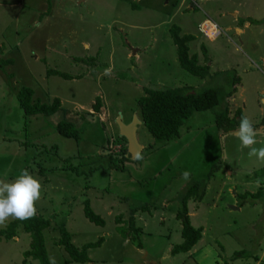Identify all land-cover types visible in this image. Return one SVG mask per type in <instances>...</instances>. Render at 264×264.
Masks as SVG:
<instances>
[{
	"label": "rangeland",
	"instance_id": "374dc122",
	"mask_svg": "<svg viewBox=\"0 0 264 264\" xmlns=\"http://www.w3.org/2000/svg\"><path fill=\"white\" fill-rule=\"evenodd\" d=\"M243 16L264 19V0H0V180L11 182L22 169L40 180L35 207L51 224L44 232L48 260L75 264L58 245L64 228L78 249L103 239L87 251L89 264H264V187L255 185L258 178L264 185V164L234 135L217 129L223 106L194 113L179 137L165 143L149 135L138 109L144 89H217L226 95L238 78L229 112L243 103L237 104L242 116L260 124L264 24L239 33ZM205 19L219 28L214 40L199 31ZM172 26L194 37L189 53L209 67L210 79L181 69ZM22 87L33 91V102L58 99L59 110L25 119L17 99ZM96 99L98 113L92 109ZM134 117L141 123L136 140L142 151L121 162L117 121L129 125ZM60 122L71 123L79 139L56 133ZM256 139L253 147H264L263 138ZM108 156L117 157L116 169L109 168ZM195 184L199 198L192 194L187 211L202 237L190 252L173 255L182 243L176 214ZM245 193L258 195L237 198ZM86 200L103 227L84 218ZM140 206L147 209L131 214ZM130 216L138 232L130 231ZM29 241L21 230L12 241L0 240V264H37L23 261ZM241 251L244 256L231 258Z\"/></svg>",
	"mask_w": 264,
	"mask_h": 264
},
{
	"label": "trees",
	"instance_id": "16d2710c",
	"mask_svg": "<svg viewBox=\"0 0 264 264\" xmlns=\"http://www.w3.org/2000/svg\"><path fill=\"white\" fill-rule=\"evenodd\" d=\"M49 2L50 0H47L48 4ZM248 21L251 24L264 23L251 19H248ZM180 31L181 30L175 26H172L169 30L172 43L176 48L179 66L189 75L201 79H210L209 67L200 66L196 55H190L189 53L188 45L194 41V37L191 35L181 36ZM202 51L205 56V49H202ZM205 61H207L206 58ZM92 62V60L89 61V63ZM0 64L3 63L1 62ZM6 64H12V62L8 61ZM47 75L58 76L64 80H72L74 78L80 79V77L72 78L71 76L56 71H48ZM237 84H240V79L238 78L232 81V90L226 95L220 94L217 89H206L199 93H194L193 89L187 87L160 90L144 89V97L138 100V109L142 124L155 141L165 143L179 137V131L183 122L190 119L194 113L206 112L216 106L222 105L223 113H220L215 118L216 127L224 135L233 133L238 128L241 117H243L240 112L241 110H237L233 114L229 112V99L236 93L234 87ZM32 97L33 91L25 87H22L17 95L18 103L23 110L25 119L33 115L51 116L60 108V101L58 99H54L49 105H43L39 102H33ZM99 108L100 101L96 99L92 109L98 113ZM261 124H264V117ZM55 131L65 139L74 141L79 139V133L71 123L60 122L56 125ZM116 143L123 145L120 153L123 158H121L120 161L128 160L129 158L126 156V140L118 136ZM108 158L110 160L109 168L112 167L116 169L119 166L117 165V157L108 156ZM199 188L200 185L198 184L192 185L187 188L182 196L181 208L176 214V219L181 223L180 235L182 243L171 249V254L173 255L190 252L202 237V228H194L191 226L187 211V202L191 199L192 194L199 198V196H197ZM257 195L258 193L254 195L245 193L244 195H237V198L240 200V197L245 199L246 196ZM142 209L147 208L145 206H140L139 208L133 209L131 214ZM83 215L90 224L97 227L104 226V221L92 211L87 200L83 202ZM128 224L131 229L130 231L138 232L139 229L134 227L132 216L129 217ZM50 228V221L38 214L24 221L14 219L10 221L5 228L0 229V240L6 242L12 241L17 237V231L21 230L30 240L28 250L23 253V261L30 260L37 264H49L45 248L44 232L46 230L49 231ZM58 232V245L66 253L68 259L75 264H89L91 261L87 251L95 249L103 243V239H98L96 242L85 244L78 249L71 243L70 236L64 228H60ZM244 253L243 251L234 253L231 258L233 260L238 259L244 256ZM254 258L256 259V256Z\"/></svg>",
	"mask_w": 264,
	"mask_h": 264
},
{
	"label": "clouds",
	"instance_id": "9594fccd",
	"mask_svg": "<svg viewBox=\"0 0 264 264\" xmlns=\"http://www.w3.org/2000/svg\"><path fill=\"white\" fill-rule=\"evenodd\" d=\"M234 135L240 141L241 149H249L248 155L256 157L264 164V147H253L257 143L258 130L253 127L248 117H241ZM182 178L188 180L190 173L184 171ZM255 184L257 187L260 186L259 178ZM41 187L40 180L27 169H22L19 176L11 182L0 180V227L6 226L10 218L24 221L34 217L36 202L41 197ZM49 264H56L55 257H49Z\"/></svg>",
	"mask_w": 264,
	"mask_h": 264
},
{
	"label": "crops",
	"instance_id": "0c3cea01",
	"mask_svg": "<svg viewBox=\"0 0 264 264\" xmlns=\"http://www.w3.org/2000/svg\"><path fill=\"white\" fill-rule=\"evenodd\" d=\"M243 24H242V28H240V29H235V31H238L239 33L241 32V33H243L244 32V30H246V31H248L249 30V25L251 26V25H260V24H264V23H258V24H251L249 21H248V17H244L243 16ZM262 20H264V19H262ZM262 20H259L260 22H264V21H262ZM245 57L248 59V61L249 62H251V64H254V66H256V64L255 63H253V62H255L253 59H251L248 55H245ZM252 60V61H251ZM259 63H261V64H264V59H262V58H260L259 59ZM248 70H250V72H252L251 71V67L250 68H248ZM240 83H241V80H240ZM240 85V84H239ZM257 90H258V93L256 94L257 95V97H258V101H259V111L260 112H258V114H259V118H260V121L262 122V119H263V117H264V86H260L259 88H257ZM261 92V93H260ZM261 94V95H260ZM260 95V96H259ZM234 96V95H233ZM232 96V97H233ZM231 97V98H232ZM240 99H241V96L239 95L238 96ZM234 98H232V103H233V100ZM239 106H242V104L241 103H237ZM235 105V112L237 111V110H241V108H238V105ZM242 111V110H241ZM231 114H233L232 112H230ZM243 115V114H242ZM255 129H257L258 130V135L257 136H259L260 138H263V142L262 143H264V124H258V125H256V126H253ZM221 133V132H220ZM234 133L235 132H233V133H229V134H222L223 136H227V135H234ZM235 136V135H234ZM235 138H236V136H235ZM237 139V138H236ZM238 140V139H237ZM263 183H261L260 184V186L258 187V189H260V188H262V187H264V185H262ZM256 185V184H255ZM235 194V193H234ZM238 211H239V209H238ZM258 262H261L260 261V259L258 260Z\"/></svg>",
	"mask_w": 264,
	"mask_h": 264
},
{
	"label": "water",
	"instance_id": "95a60500",
	"mask_svg": "<svg viewBox=\"0 0 264 264\" xmlns=\"http://www.w3.org/2000/svg\"><path fill=\"white\" fill-rule=\"evenodd\" d=\"M118 124V130H119V136L123 137L127 144V153L126 156L129 159H135L138 157L140 152L142 151V148L139 146L136 140V133L138 126L141 124L136 117L133 118V121L129 125H124L120 122V120L117 121ZM234 209V208H232Z\"/></svg>",
	"mask_w": 264,
	"mask_h": 264
},
{
	"label": "built area",
	"instance_id": "2783aa9c",
	"mask_svg": "<svg viewBox=\"0 0 264 264\" xmlns=\"http://www.w3.org/2000/svg\"><path fill=\"white\" fill-rule=\"evenodd\" d=\"M202 23L199 25V31L205 38L214 40L219 36V28L209 21V19H205V21L203 20Z\"/></svg>",
	"mask_w": 264,
	"mask_h": 264
}]
</instances>
